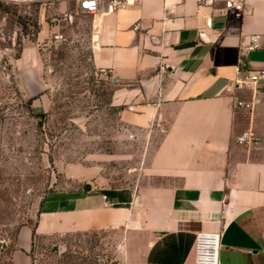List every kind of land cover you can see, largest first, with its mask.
I'll list each match as a JSON object with an SVG mask.
<instances>
[{
	"label": "crops",
	"instance_id": "0c3cea01",
	"mask_svg": "<svg viewBox=\"0 0 264 264\" xmlns=\"http://www.w3.org/2000/svg\"><path fill=\"white\" fill-rule=\"evenodd\" d=\"M49 1L76 18L80 0ZM223 5L134 0L88 13L113 105L162 134L136 186L53 194L39 233L119 230L122 264H195L197 234L213 230L221 264H264V81L232 85L238 64L264 68V0H247L241 16ZM253 35L259 46L248 49Z\"/></svg>",
	"mask_w": 264,
	"mask_h": 264
},
{
	"label": "rangeland",
	"instance_id": "374dc122",
	"mask_svg": "<svg viewBox=\"0 0 264 264\" xmlns=\"http://www.w3.org/2000/svg\"><path fill=\"white\" fill-rule=\"evenodd\" d=\"M74 13L0 4V264H122L121 231L42 234L39 215L53 194L136 186L162 134L123 119Z\"/></svg>",
	"mask_w": 264,
	"mask_h": 264
},
{
	"label": "built area",
	"instance_id": "2783aa9c",
	"mask_svg": "<svg viewBox=\"0 0 264 264\" xmlns=\"http://www.w3.org/2000/svg\"><path fill=\"white\" fill-rule=\"evenodd\" d=\"M8 0H0V4ZM199 5L213 4L215 0H196ZM224 5L218 10L222 14L234 11L237 16H241L247 6V0H223ZM134 3V0H80V11L84 13H96L106 7L107 11H114L118 8ZM68 15L67 13H65ZM58 20V17L52 18V21ZM57 33L55 37H58ZM259 35L251 37V44L248 49H254L259 46ZM264 81V68H244L242 64L236 66V76L232 81L234 89H254L259 83ZM240 105L250 107V103L239 101ZM253 133H244L238 137L240 142L247 141L248 136ZM106 197V196H105ZM221 232L213 230L200 231L197 234L195 264H221Z\"/></svg>",
	"mask_w": 264,
	"mask_h": 264
}]
</instances>
